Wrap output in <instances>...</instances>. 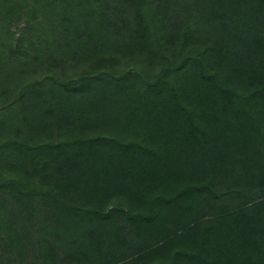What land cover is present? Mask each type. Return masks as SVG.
Instances as JSON below:
<instances>
[{"label": "trees", "instance_id": "1", "mask_svg": "<svg viewBox=\"0 0 264 264\" xmlns=\"http://www.w3.org/2000/svg\"><path fill=\"white\" fill-rule=\"evenodd\" d=\"M0 264H264V0H0Z\"/></svg>", "mask_w": 264, "mask_h": 264}]
</instances>
